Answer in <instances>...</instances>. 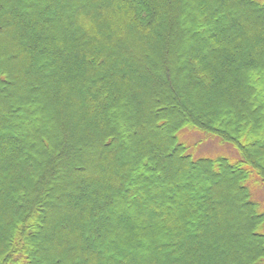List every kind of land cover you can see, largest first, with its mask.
Here are the masks:
<instances>
[{
  "label": "trees",
  "instance_id": "obj_1",
  "mask_svg": "<svg viewBox=\"0 0 264 264\" xmlns=\"http://www.w3.org/2000/svg\"><path fill=\"white\" fill-rule=\"evenodd\" d=\"M249 131L264 0H0V264H264Z\"/></svg>",
  "mask_w": 264,
  "mask_h": 264
},
{
  "label": "rangeland",
  "instance_id": "obj_2",
  "mask_svg": "<svg viewBox=\"0 0 264 264\" xmlns=\"http://www.w3.org/2000/svg\"><path fill=\"white\" fill-rule=\"evenodd\" d=\"M242 28L244 31L249 30L244 26ZM248 105H250L251 112H249L247 116H251L250 119H252L253 115L259 114L260 108L256 106V101L254 98L250 99ZM257 108L259 110H257ZM229 116L230 115L228 114L226 118L232 120V118ZM179 136L180 140L185 142L187 145L188 153H190L194 158L216 157L219 155H224L229 156V158L231 157L232 160H236L239 157L237 149L232 144L223 142L218 137L209 136L201 130L187 127L180 131ZM248 136V138L251 140L257 141L258 144L264 143V137L255 136L254 132L252 133L249 131ZM254 136L255 138L252 139ZM247 185L252 193L253 198L259 202L261 207L264 209V182H261L255 175H252L251 179L247 182ZM27 223L29 224L30 222Z\"/></svg>",
  "mask_w": 264,
  "mask_h": 264
}]
</instances>
